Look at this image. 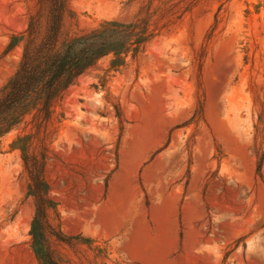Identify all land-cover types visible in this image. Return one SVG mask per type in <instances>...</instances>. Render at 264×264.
<instances>
[{
	"label": "rangeland",
	"instance_id": "rangeland-1",
	"mask_svg": "<svg viewBox=\"0 0 264 264\" xmlns=\"http://www.w3.org/2000/svg\"><path fill=\"white\" fill-rule=\"evenodd\" d=\"M38 5L0 0V89ZM112 21L137 51L0 126V264H40L32 162L57 264H264V0H64L59 46Z\"/></svg>",
	"mask_w": 264,
	"mask_h": 264
},
{
	"label": "trees",
	"instance_id": "trees-1",
	"mask_svg": "<svg viewBox=\"0 0 264 264\" xmlns=\"http://www.w3.org/2000/svg\"><path fill=\"white\" fill-rule=\"evenodd\" d=\"M38 4L20 37L9 44L11 48L19 39L23 42L16 70L0 89V126H4L1 131L16 125L20 120L18 110L31 105L39 104L47 116L51 101L93 69L102 57L112 54L113 62L120 63L127 50L137 51L145 39L138 23L112 21L59 46L64 0H38ZM30 165L27 193L34 202L29 229L33 252L40 264H57L46 238L48 186L38 165Z\"/></svg>",
	"mask_w": 264,
	"mask_h": 264
}]
</instances>
